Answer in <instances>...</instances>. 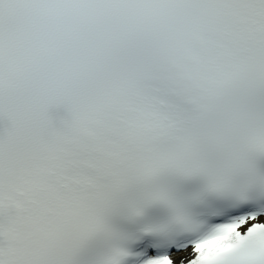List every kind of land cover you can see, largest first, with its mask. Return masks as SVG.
<instances>
[{
    "label": "snow or ice",
    "instance_id": "1",
    "mask_svg": "<svg viewBox=\"0 0 264 264\" xmlns=\"http://www.w3.org/2000/svg\"><path fill=\"white\" fill-rule=\"evenodd\" d=\"M0 264H264V0H0Z\"/></svg>",
    "mask_w": 264,
    "mask_h": 264
}]
</instances>
